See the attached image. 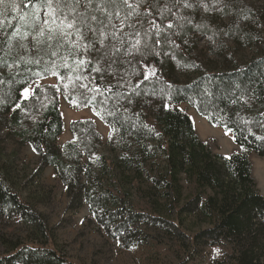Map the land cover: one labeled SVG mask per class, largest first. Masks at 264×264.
Masks as SVG:
<instances>
[{
	"label": "trees",
	"instance_id": "16d2710c",
	"mask_svg": "<svg viewBox=\"0 0 264 264\" xmlns=\"http://www.w3.org/2000/svg\"><path fill=\"white\" fill-rule=\"evenodd\" d=\"M220 15L229 22L212 21L222 50L213 64L196 54L191 35L197 32V18L183 31L173 29L179 33L173 37L178 47L163 41L154 46L166 54L125 66L118 77L112 70L102 73L103 79L92 73L90 87L112 86L104 94L115 116L81 103L84 90L60 79L65 69L53 75L42 71L44 65H32L40 75L29 83L54 76L58 84L36 85L27 100L17 91L23 70L0 83V128L6 130L0 137V264H77L52 233L44 211L54 197V188L42 181L49 166L66 187L67 208L86 203L98 230L127 246L165 233L185 257L180 263L191 264L205 247L218 246L222 260L217 264H264V196L250 160L251 153L264 157V139H257L264 138V18L250 6ZM152 68L156 76L144 80L141 73ZM60 92L76 107H90L114 136L105 144L92 119H78L71 123L74 140L61 146ZM15 103L21 107L14 109ZM184 103L212 125L232 128L242 150L213 155L181 111ZM27 144L37 149L36 168L23 160ZM183 175L194 187L187 194ZM188 217L195 232L183 230Z\"/></svg>",
	"mask_w": 264,
	"mask_h": 264
},
{
	"label": "snow or ice",
	"instance_id": "6c2138e0",
	"mask_svg": "<svg viewBox=\"0 0 264 264\" xmlns=\"http://www.w3.org/2000/svg\"><path fill=\"white\" fill-rule=\"evenodd\" d=\"M233 10H238L237 0H0V83L14 80L12 74L19 75L23 70L25 76L17 91L27 100L35 92L30 79L40 75L32 65L38 69L44 65L42 71L53 75H59L57 69H65L66 76L60 79L73 81L74 87L84 90L81 103L115 116V111L107 107L110 97L104 94L112 86L103 90L98 84L90 87L87 81L92 73H100L103 79L102 73L112 70L110 74L118 77L125 66L166 54L155 51L154 46L161 41L178 47L173 37L179 33L173 29L183 31L185 24H193L198 15ZM203 19L207 21L208 17ZM196 27L203 31L208 25ZM141 75L147 80L156 76V71L152 68ZM64 87L67 90L68 85ZM20 107L15 103L14 109ZM224 126L226 135L233 131Z\"/></svg>",
	"mask_w": 264,
	"mask_h": 264
},
{
	"label": "rangeland",
	"instance_id": "374dc122",
	"mask_svg": "<svg viewBox=\"0 0 264 264\" xmlns=\"http://www.w3.org/2000/svg\"><path fill=\"white\" fill-rule=\"evenodd\" d=\"M238 8L250 6L257 11V14L264 18V0H237ZM203 17H208L207 21ZM199 24L207 23L208 27L204 31L196 28L197 32L191 36L194 42L198 45L197 55L204 63L213 64L220 60L222 50L220 48L221 40L217 39V33L212 32L214 28L213 22L216 21L219 25L228 24L227 17H221L220 13L198 15ZM264 20V19H263ZM196 22V20H194ZM211 22V24H210ZM198 23H195V26ZM206 30H208L206 32ZM224 41L228 44L231 41L230 37H224ZM192 42V40L190 41ZM247 52V51H246ZM54 84L57 85V79L52 76L35 81L31 84L32 88L36 85ZM61 114L64 122V132L59 139V144L64 146L67 142L73 141L74 136L71 132V123L78 119H92L95 122L96 128L102 136L103 142L106 144L110 137L114 136L112 129L104 123L98 115H96L90 107H76L74 103H70L60 92ZM181 108L185 111L193 121L195 132L201 141L202 145L213 155L228 156L235 152H240L242 149L238 146L231 133L225 134L226 130L222 127H217L208 122L201 116L195 108L184 103ZM6 130L0 128V137H3ZM23 160L36 168L39 155L30 144L23 148ZM252 162L253 177L257 183V189L264 196V157L255 153L250 154ZM152 164V161H150ZM42 181L54 188V197L51 204L44 208V211L50 216L52 233L62 248H64L72 260L77 264H185L180 263V249L175 242L167 238L165 233H153V237L159 236L158 241L149 237L143 245L127 246L121 243L118 239H113L106 235L104 231L98 230V226L90 219L91 214L86 203L78 209L67 208V193L66 187L57 178L54 168L47 167L42 173ZM183 184L186 188L185 194L193 190L194 187L185 181L183 175ZM151 185L147 183L146 186ZM209 191V190H208ZM210 192V191H209ZM147 210L145 207H143ZM207 224L201 227H206ZM185 228H192L191 232H195L196 228L192 217H188ZM146 230V227H143ZM192 234V233H190ZM161 238V240H160ZM219 250V251H217ZM221 248L218 246L205 247L202 256H199L191 264H217L222 260Z\"/></svg>",
	"mask_w": 264,
	"mask_h": 264
}]
</instances>
